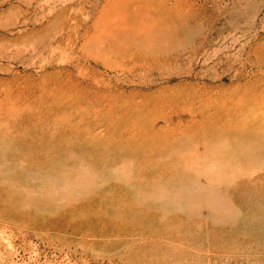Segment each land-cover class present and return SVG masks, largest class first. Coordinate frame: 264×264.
I'll return each mask as SVG.
<instances>
[{
	"label": "rangeland",
	"instance_id": "1",
	"mask_svg": "<svg viewBox=\"0 0 264 264\" xmlns=\"http://www.w3.org/2000/svg\"><path fill=\"white\" fill-rule=\"evenodd\" d=\"M0 264H264V0H0Z\"/></svg>",
	"mask_w": 264,
	"mask_h": 264
}]
</instances>
